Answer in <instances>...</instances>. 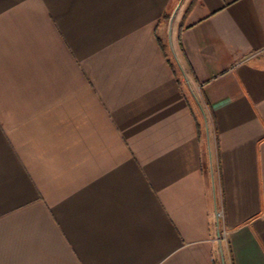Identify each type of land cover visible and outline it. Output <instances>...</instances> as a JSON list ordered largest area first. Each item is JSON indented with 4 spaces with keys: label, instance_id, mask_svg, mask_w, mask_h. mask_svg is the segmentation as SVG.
I'll list each match as a JSON object with an SVG mask.
<instances>
[{
    "label": "crops",
    "instance_id": "obj_1",
    "mask_svg": "<svg viewBox=\"0 0 264 264\" xmlns=\"http://www.w3.org/2000/svg\"><path fill=\"white\" fill-rule=\"evenodd\" d=\"M179 2L0 0V264H264V0Z\"/></svg>",
    "mask_w": 264,
    "mask_h": 264
},
{
    "label": "trees",
    "instance_id": "obj_2",
    "mask_svg": "<svg viewBox=\"0 0 264 264\" xmlns=\"http://www.w3.org/2000/svg\"><path fill=\"white\" fill-rule=\"evenodd\" d=\"M164 20L166 21H169L170 20V16L166 15L164 16ZM175 70L178 72V74L184 79V80H187V77L183 71V69L181 68V66L175 61V66H174ZM188 87L191 88L190 84L188 83ZM204 120H203V126H202V136L204 135L205 133V136H207V126H206V122H207V118L206 116L204 115Z\"/></svg>",
    "mask_w": 264,
    "mask_h": 264
},
{
    "label": "water",
    "instance_id": "obj_3",
    "mask_svg": "<svg viewBox=\"0 0 264 264\" xmlns=\"http://www.w3.org/2000/svg\"><path fill=\"white\" fill-rule=\"evenodd\" d=\"M183 2V0H181V2H180V5H181V3ZM179 9V8H178ZM177 9V10H178ZM177 10H176V12L173 14V16L171 17V19H170V29L172 30V24H173V22H174V18H175V16H176V13H177ZM175 55V54H174ZM208 147H209V152H210V164H211V171H212V178H214V173H213V167H212V158H211V148H210V141L208 140ZM219 244L220 245H222V240L219 238Z\"/></svg>",
    "mask_w": 264,
    "mask_h": 264
},
{
    "label": "rangeland",
    "instance_id": "obj_4",
    "mask_svg": "<svg viewBox=\"0 0 264 264\" xmlns=\"http://www.w3.org/2000/svg\"><path fill=\"white\" fill-rule=\"evenodd\" d=\"M180 1V0H179ZM180 3V2H179ZM179 3H178V5H179ZM169 55H170V58H172V60H174V62H175V60H176V57L174 56V53L173 52H171V51H169ZM187 88V87H186ZM188 91V93L190 94V92H189V90H187ZM191 95V94H190ZM204 143H205V133H204ZM210 137H211V148H213V146H214V144H213V136L212 135H210ZM213 161H214V163H215V154H214V156H213ZM216 168V167H215ZM208 174H209V171H208ZM215 178H217V173H215Z\"/></svg>",
    "mask_w": 264,
    "mask_h": 264
},
{
    "label": "built area",
    "instance_id": "obj_5",
    "mask_svg": "<svg viewBox=\"0 0 264 264\" xmlns=\"http://www.w3.org/2000/svg\"><path fill=\"white\" fill-rule=\"evenodd\" d=\"M217 217L218 219L223 218V211L217 212ZM220 239L226 242L227 237L225 232L221 234Z\"/></svg>",
    "mask_w": 264,
    "mask_h": 264
}]
</instances>
